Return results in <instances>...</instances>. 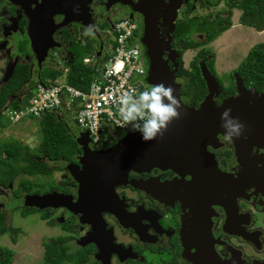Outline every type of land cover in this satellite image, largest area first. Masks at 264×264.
I'll use <instances>...</instances> for the list:
<instances>
[{
    "label": "flooded vegetation",
    "instance_id": "flooded-vegetation-1",
    "mask_svg": "<svg viewBox=\"0 0 264 264\" xmlns=\"http://www.w3.org/2000/svg\"><path fill=\"white\" fill-rule=\"evenodd\" d=\"M145 2L92 0L81 9L67 8L70 17L81 18L91 10V25L95 31L90 39L80 36L86 24L69 21L67 12L56 14L51 36L54 47L48 50L40 67L31 49L30 14L13 0H0V52L6 58L3 77L14 63L15 68L30 65L31 73V82L9 101L24 103L32 95L30 93L43 79V73L51 72L50 61L55 53L76 58L81 55L68 50L77 44L83 51L95 49L97 53L101 45L100 56H107L112 44L104 32L122 19L137 25L145 57L147 48L141 40L146 31V15L140 12L147 5ZM30 11H33L32 7ZM156 15L160 55L168 61L171 70H175V82L180 86L184 104L200 109L208 96L202 72L205 67L219 91L216 105L220 107L227 101L241 105V122L246 125V131L232 141L224 139V131L215 132V139L204 145L202 155L178 154L180 162L176 168L151 167L141 173L130 172L127 183L115 187L111 206L118 214L102 211L99 224L94 223L95 226L83 222L80 214L62 207L46 209L51 215L48 220H44L42 214L34 213L40 215L48 228H57L51 231L53 235L49 239H42L43 250V242L50 240L54 247L64 249L69 255L85 253V264H264V0H158ZM64 23L66 25L60 27ZM238 28L245 29L249 39L245 42L240 39V44L232 41L228 46L232 61L227 77L231 79L221 83L212 44L227 31ZM254 33L262 40L255 39ZM14 37L19 40L14 42ZM240 45L245 50L238 62ZM189 51L192 58L186 65L184 58ZM30 54L37 63L34 67L30 63ZM195 65L207 92L202 101L195 98L204 87L191 85L194 77L190 72L194 75ZM179 73L183 74L178 77ZM32 77H35L34 82ZM67 127L78 144L83 134L77 129L76 136ZM86 140L91 149L104 151L115 146L121 137L101 147L91 145L89 138ZM25 145L31 148L29 144ZM78 147L79 153L70 161H60L63 168H56V171L68 173L59 183L63 191L58 193L71 196L75 201L79 186L66 168L68 164L82 168L84 149L79 144ZM198 160H203L204 164ZM200 177H203L201 181ZM22 193L30 195L22 191L21 198H17L13 193L19 203L23 199ZM0 208V214H6V227L12 228L7 222L9 215L2 206ZM14 229L24 233L21 228ZM17 240L13 243L11 237L13 245Z\"/></svg>",
    "mask_w": 264,
    "mask_h": 264
},
{
    "label": "water",
    "instance_id": "water-1",
    "mask_svg": "<svg viewBox=\"0 0 264 264\" xmlns=\"http://www.w3.org/2000/svg\"><path fill=\"white\" fill-rule=\"evenodd\" d=\"M13 1L30 14L31 49L40 67L47 58L48 50L54 47L51 43V36L54 31L53 27H55L53 17L56 14L67 12L69 21L91 25L93 16L91 10L86 17L81 18L70 17L71 13L67 8L81 9L90 4L92 0ZM145 3L147 5H144L140 12L146 15V31L141 43L147 48L145 56L149 61L147 82L149 85L163 82L171 84L176 89V95L184 106L182 118L172 122L162 140L157 138L152 142H145L140 132L131 131L115 146L104 151L91 149L86 140L89 138L88 135H81L78 144L84 149L83 159L80 162L82 168L73 164H68L66 168L79 186L78 199L75 201L71 196L56 192L44 196L27 195L26 206L39 210L66 208L73 214H80L83 222L95 226L94 223L99 224L102 211L118 214L111 206L112 198L115 196V187L125 185L130 172L141 173L151 167L176 168L175 165L180 162L178 154L182 152L195 156L202 155L204 145L215 139V132L224 131L221 127V113L226 108L232 110L233 117L241 120V105L237 106L232 101L224 102L220 107L216 105L219 91L213 76L207 72L205 67H202V72L207 83L208 96L200 109L184 104L180 96V86L175 82V70H171L168 61L160 55V39L155 23L158 0H146ZM65 22L67 23L68 19ZM66 23L60 27L65 26ZM100 55L101 45L98 48V56ZM15 66L16 63L10 65L7 76L4 78V84L10 80ZM198 161L204 164L203 160ZM198 179L201 181L203 177ZM136 186L142 187L138 184Z\"/></svg>",
    "mask_w": 264,
    "mask_h": 264
},
{
    "label": "built area",
    "instance_id": "built-area-1",
    "mask_svg": "<svg viewBox=\"0 0 264 264\" xmlns=\"http://www.w3.org/2000/svg\"><path fill=\"white\" fill-rule=\"evenodd\" d=\"M104 35L112 44L105 57L98 56L95 49L91 50V57L53 54L50 70L56 76L40 80L33 88V95L20 103L19 108L9 101L0 111V122L5 127L1 140L25 119L40 122L47 114H54L66 125L68 119L73 121L80 133L88 135L93 146L110 145L120 139L119 132L132 131L120 119L118 101L123 92H139L149 85L148 64L140 47L137 25L122 19L106 29ZM72 63L92 72L87 89L69 83Z\"/></svg>",
    "mask_w": 264,
    "mask_h": 264
},
{
    "label": "trees",
    "instance_id": "trees-1",
    "mask_svg": "<svg viewBox=\"0 0 264 264\" xmlns=\"http://www.w3.org/2000/svg\"><path fill=\"white\" fill-rule=\"evenodd\" d=\"M91 53V51H89ZM198 67L195 65L194 72H190L193 76V84H201L204 87L201 93H197L196 101H202L206 97L205 82L201 76L197 74ZM47 77H55L56 75L49 70L44 72ZM43 73V75H44ZM183 73H179L178 77ZM92 80V72L86 67L78 63L71 64V74L69 75V83L80 89H87ZM31 82L30 65H18L10 80L1 86L0 89V111L12 100V96L20 91L24 86ZM14 108H19L18 102H11ZM38 133L40 134L39 144L36 148L31 149L24 145L18 139H10L0 142V186L9 188L13 186L17 178L22 177L19 182V188L14 194L17 198H21V192L30 193L35 188V184L26 177L52 175L57 169L50 168L45 162L70 161L77 153L80 152L78 144L73 134L63 121L54 114H47L38 123ZM5 129L0 122V134ZM34 184V185H33ZM30 195H39L35 193ZM45 195V194H44ZM43 195V196H44ZM47 195V194H46ZM19 208H17L18 210ZM24 217L34 213L42 214L44 220H48L51 215L48 210H38L28 206H22L20 210ZM52 221V220H51ZM51 221L49 223H51ZM6 214H0V235L10 234L13 243H16L20 229L8 228L5 225ZM44 254L43 260L45 264H85L87 257L85 253L78 255H69L64 249L54 247L52 241L43 242ZM15 252L8 248H0V264H12Z\"/></svg>",
    "mask_w": 264,
    "mask_h": 264
},
{
    "label": "rangeland",
    "instance_id": "rangeland-1",
    "mask_svg": "<svg viewBox=\"0 0 264 264\" xmlns=\"http://www.w3.org/2000/svg\"><path fill=\"white\" fill-rule=\"evenodd\" d=\"M1 11V9H0ZM126 18V17H124ZM1 21V19H0ZM238 29H231L227 31L222 36H220L217 40L212 44V50H216L217 61H216V70L220 73L219 80L221 83H228L231 77H227L229 71V63L232 61L230 56L228 55V46L231 45L232 41L237 42L240 44V39L242 42H245L246 39H249L248 33L245 29L242 28ZM237 34V36L234 35ZM82 38L90 39V35L85 34V30L80 35ZM255 39L262 40L256 34H253ZM19 38L14 37L13 41H18ZM264 40V34H263ZM245 50L244 46L240 45L238 48V62L241 60V56L243 51ZM68 52H72L74 55H82L86 57H91L89 54L90 52L88 49H84V51L80 48L77 44L73 49L68 50ZM34 55L30 54V63L32 66H36L37 63L33 59ZM192 58V53L189 51L184 58L186 61V65L188 64L189 60ZM5 56L3 53L0 52V86L4 84V68L6 67ZM229 59V61L227 60ZM147 62V60H146ZM236 63V62H233ZM237 64V63H236ZM238 65V64H237ZM215 70V71H216ZM44 81H46L47 76L43 75L42 77ZM35 81V77H32V82ZM26 90V89H25ZM33 95V90L30 93ZM31 95V96H32ZM39 122L31 119H25L22 123L15 125L13 130L10 134L4 136V140H1L3 137V132L0 134V142L5 140H12L18 139L22 144L31 143V148L34 149L40 140V134L38 133V124ZM68 126L72 133H75L77 136V126L76 124L68 119ZM29 128V129H27ZM37 130V131H36ZM36 132V133H35ZM127 134L125 132H119V136L124 138ZM45 162L49 165L50 168H63V163H51L45 159ZM67 172L62 171H55L52 175H41V176H33V177H26V180H30L32 183L35 184V188L30 191L31 194L40 193L45 194L50 192L52 189H55L54 192H62V188H60L61 180L67 175ZM22 177H19L14 182L12 188H1L0 187V206L2 209L9 215V226L12 228H21L24 230V233L20 234L17 240V244L13 245L11 241V236L6 234L5 236L0 235V247H6L15 252L14 261L12 264H45L43 260V247H42V239H49L53 235L51 231H55L56 229L47 227L46 223L40 218L39 214H34L29 217H24L20 210L21 205L25 203L26 194L22 193L23 199L22 204L20 205L19 200L15 199L13 193L15 190L19 188V182ZM33 184V185H34ZM26 195V196H25ZM17 208H19L17 210ZM1 209V208H0ZM59 230V229H58ZM59 232V231H58Z\"/></svg>",
    "mask_w": 264,
    "mask_h": 264
},
{
    "label": "clouds",
    "instance_id": "clouds-1",
    "mask_svg": "<svg viewBox=\"0 0 264 264\" xmlns=\"http://www.w3.org/2000/svg\"><path fill=\"white\" fill-rule=\"evenodd\" d=\"M94 31V25H88L85 34L92 35ZM118 102L120 119L132 131L140 132L145 142L162 140L172 122L182 118L184 107L176 89L163 82L146 85L139 92L125 91ZM231 113L230 108L221 113V127L227 141L240 138L246 131V125Z\"/></svg>",
    "mask_w": 264,
    "mask_h": 264
}]
</instances>
